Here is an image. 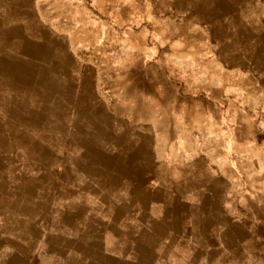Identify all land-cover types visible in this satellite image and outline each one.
<instances>
[{
    "label": "rangeland",
    "instance_id": "1",
    "mask_svg": "<svg viewBox=\"0 0 264 264\" xmlns=\"http://www.w3.org/2000/svg\"><path fill=\"white\" fill-rule=\"evenodd\" d=\"M12 1L0 0V30L5 28L7 7ZM16 3V12L28 21L18 30V35L24 37L20 44L24 51L36 46L28 41V35L34 36L39 26L59 35L55 39L57 57H67L64 48L72 49V69L56 71L57 80L65 77L66 81H41L45 85L53 83V94L39 95V109L33 99V107L28 110L33 118L23 132L11 126L8 130V143L14 147L11 152L15 156L38 159L40 174L55 170L64 176L73 191L71 199H62L61 205H80L81 200V207L87 204L88 210L97 211L101 203L126 200L121 197L128 188L119 181L114 185L119 197L113 198L111 189L108 196L104 192V197L91 191L96 189V176L104 175L107 180L100 182L113 185L107 176L111 177L113 170H124L116 165L119 160L157 159L166 154L165 145L170 142L174 148L173 143L181 142L182 135L190 148L187 156L191 157L198 146L200 154L209 155L208 135L214 120L211 110L240 111L239 117L229 118L232 136L238 133L253 143L264 142V0ZM189 8L190 12L179 11ZM193 15L196 30L202 34L196 38L200 62L194 72L198 79L188 81L186 74L181 78L177 73L181 61L175 49L183 45V40L166 29L167 23ZM241 58L247 60V70L241 68ZM241 72L249 81H238ZM225 97H230L231 102L224 103ZM131 129L136 132L133 140ZM150 130L158 149L150 150L145 144L149 134L144 131ZM193 146L195 151L191 150ZM171 153L175 158L176 152ZM85 184L92 188L85 189ZM164 184L174 194H187L192 186L191 182L181 181ZM253 186L250 182V189ZM84 189L88 190L87 197ZM231 189L240 190L234 183ZM258 189L264 190V182L258 183ZM156 205L152 213L161 222L154 223V232L161 234L166 227L176 230L177 224L165 221L169 215ZM138 210L137 206L132 209L135 213ZM175 210H181L180 206H175ZM80 211L79 208L77 212ZM133 232L123 230L121 238H128Z\"/></svg>",
    "mask_w": 264,
    "mask_h": 264
},
{
    "label": "crops",
    "instance_id": "2",
    "mask_svg": "<svg viewBox=\"0 0 264 264\" xmlns=\"http://www.w3.org/2000/svg\"><path fill=\"white\" fill-rule=\"evenodd\" d=\"M12 2L5 28L0 30V264H264V190L258 189V183L264 182V142L253 143L238 133L232 136L229 118L239 117L240 111L230 108L211 110L209 155L200 154L198 146L197 153L187 156L190 148L182 135L174 148L170 142L165 145L166 154L157 159L119 160L116 165L124 170H113L107 176L113 185L104 183V175L96 176V189L91 191L104 197L111 189L112 197H119L114 193L119 181L128 188L121 197L126 200L106 203V209L101 203L97 211L88 210L87 204L81 207V200L75 206L60 204L62 199H71L73 191L64 176L55 170L40 174L38 159L15 156L8 130L11 126L22 131L33 118L28 112L33 99L39 109V95L53 94V83L41 81H66L65 77L57 80L56 71L72 69V49L64 48L67 57H57L55 39L59 35L38 25V32L28 35L36 46L29 45L24 51L20 45L24 37L18 30L28 21L16 12L17 0ZM179 11L190 12V8ZM194 18L169 22L166 29L183 40L175 49L181 61L177 73L181 78L186 74L188 81L198 79L194 72L200 62L196 38L202 34ZM244 61L241 68L247 70ZM241 76L238 81H249L244 72ZM230 99L225 97L223 102ZM144 132L149 134L145 137L148 148L158 149L154 133ZM135 133L131 129V140ZM191 150L195 151L194 146ZM172 181L191 182L192 186L187 194H174L164 184ZM233 183L240 188L238 192L232 191ZM155 204L169 215L165 221L177 224L176 230L166 227L161 234L154 232V223L161 222L153 216ZM136 206L138 213L132 211ZM175 206H180L179 213ZM123 230L134 232L121 238Z\"/></svg>",
    "mask_w": 264,
    "mask_h": 264
}]
</instances>
